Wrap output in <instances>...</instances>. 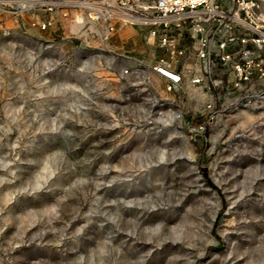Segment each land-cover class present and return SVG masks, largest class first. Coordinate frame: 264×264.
Returning a JSON list of instances; mask_svg holds the SVG:
<instances>
[{
	"label": "rangeland",
	"instance_id": "374dc122",
	"mask_svg": "<svg viewBox=\"0 0 264 264\" xmlns=\"http://www.w3.org/2000/svg\"><path fill=\"white\" fill-rule=\"evenodd\" d=\"M23 1L0 0V264H264V75L193 52L169 89L150 26Z\"/></svg>",
	"mask_w": 264,
	"mask_h": 264
},
{
	"label": "built area",
	"instance_id": "2783aa9c",
	"mask_svg": "<svg viewBox=\"0 0 264 264\" xmlns=\"http://www.w3.org/2000/svg\"><path fill=\"white\" fill-rule=\"evenodd\" d=\"M87 4L91 20L107 22L109 30L117 23L143 24L150 26L152 36H157L159 29L186 26L190 30L192 51L198 57H204L207 62L212 55L221 61L233 59L239 81L249 80L254 70L264 75L260 61L247 47L250 43L264 51V14L258 11L257 0H92ZM172 41L166 33L157 38L161 47L170 48L171 55H181ZM230 44L239 45V49L227 50ZM152 69L168 80L169 89L182 78L165 59H160Z\"/></svg>",
	"mask_w": 264,
	"mask_h": 264
},
{
	"label": "crops",
	"instance_id": "0c3cea01",
	"mask_svg": "<svg viewBox=\"0 0 264 264\" xmlns=\"http://www.w3.org/2000/svg\"><path fill=\"white\" fill-rule=\"evenodd\" d=\"M127 32L129 33L130 39H135L134 37H136L139 33V25L130 24V27H127ZM164 33H166L167 36L173 40L172 44L178 51H181V55H171L169 52L170 48H167L162 57H154L153 59H151V63H156L157 60H159L160 58L168 60L180 72L181 76L183 77L185 75V69L190 68L192 66L189 63V60L194 57V53L190 45L191 39H188V37H190V30L186 26L182 25L178 28L169 27L167 29H159V31L157 32V36H152L149 31L148 39L156 40L158 36Z\"/></svg>",
	"mask_w": 264,
	"mask_h": 264
},
{
	"label": "bare ground",
	"instance_id": "6f19581e",
	"mask_svg": "<svg viewBox=\"0 0 264 264\" xmlns=\"http://www.w3.org/2000/svg\"><path fill=\"white\" fill-rule=\"evenodd\" d=\"M28 1H26V0H24L23 1V5H26V3H27ZM29 3V2H28ZM30 4V3H29Z\"/></svg>",
	"mask_w": 264,
	"mask_h": 264
}]
</instances>
